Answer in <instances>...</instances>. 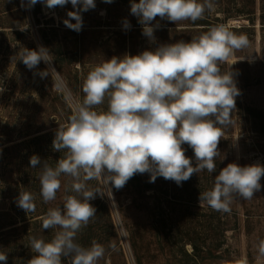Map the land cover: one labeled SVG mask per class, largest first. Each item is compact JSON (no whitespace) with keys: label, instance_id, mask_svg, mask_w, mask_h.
Here are the masks:
<instances>
[{"label":"rangeland","instance_id":"374dc122","mask_svg":"<svg viewBox=\"0 0 264 264\" xmlns=\"http://www.w3.org/2000/svg\"><path fill=\"white\" fill-rule=\"evenodd\" d=\"M212 2L209 18L175 23L156 17L152 24L159 26L154 40H149L142 34L139 18L131 13V0H95L94 9L81 12L79 32L63 23L75 10L70 2L48 9L42 2L28 7L27 0L25 6L21 0H0V88L4 89L0 92V231L11 232L4 238L0 235V251L8 257L0 264H28L33 255L30 237L48 241L54 234L53 229L42 228L43 214L50 207H62L63 197L74 194L66 191L71 178L61 176L56 200L44 203L39 194L40 167L32 168L30 157L38 155L56 165L60 156L52 146L55 132L82 101V84L90 68L114 56L188 42L217 24L249 41L248 47L220 66L224 72L231 66L240 94L235 98L234 122L222 129L217 171L194 173L179 186L163 177L149 182V173L136 174L119 190L102 189L104 195L93 199L96 215L77 233L76 242L85 247L92 241L101 244L105 251L98 264H264V177L251 199L235 196L228 212L201 207L199 202L200 192L213 186L214 176L228 163L264 166V0ZM39 46L53 54L51 67L58 75L41 78L36 73L49 64L41 61L30 70L14 59L21 47ZM43 135L48 136L34 140ZM182 147L195 165L193 150L187 144ZM87 183L95 188L102 181ZM21 190L35 196V211L27 214L17 206Z\"/></svg>","mask_w":264,"mask_h":264},{"label":"clouds","instance_id":"9594fccd","mask_svg":"<svg viewBox=\"0 0 264 264\" xmlns=\"http://www.w3.org/2000/svg\"><path fill=\"white\" fill-rule=\"evenodd\" d=\"M38 2L48 9L70 2L75 10L67 13L63 23L77 32L83 25L81 12L96 6L95 0H27V6ZM21 4L25 6L24 0ZM213 8L212 0H131L130 10L139 18L142 34L154 40L159 26L152 24L156 17L194 22ZM124 26L129 27L127 20ZM248 45L245 35L217 24L188 42L114 56L91 67L83 80L82 101L55 132L52 146L63 157L54 167L38 155L30 157L31 167H40L39 194L44 203L56 200L61 176L71 178L66 191L74 194H66L62 207H50L45 213L42 228L57 230L48 241L30 237L33 255L28 264H63L64 259L69 264H98L104 247L96 241L85 247L76 242V235L96 215L89 201L104 195L102 189L119 190L136 174L149 173V182L163 177L179 186L194 173L216 172L222 129L234 122L232 112L240 94L231 66L227 72L220 66ZM14 59L30 70L41 61L49 64L36 73L41 78L56 72L51 67L53 54L44 46L21 47ZM105 103L106 109L101 108ZM185 144L193 150L195 165L185 155ZM262 177L264 166L260 164L228 163L214 176L213 186L200 192V206L228 212L235 196L251 199L261 189ZM90 180L102 184L92 188L87 183ZM16 203L27 214L35 211V196L29 191L21 190ZM7 258L0 251V261Z\"/></svg>","mask_w":264,"mask_h":264},{"label":"trees","instance_id":"16d2710c","mask_svg":"<svg viewBox=\"0 0 264 264\" xmlns=\"http://www.w3.org/2000/svg\"><path fill=\"white\" fill-rule=\"evenodd\" d=\"M215 4V3H214ZM211 11V10H210ZM210 11H208V10H206L205 11V13H204V16L203 17H205V18H209L210 17ZM205 26H206V24H205ZM254 113V112H253ZM262 122H264V118H262ZM262 133L264 134V124L262 123ZM46 136H48V135H43V136H40V137H38V138H36V139H34V140H40L41 138H44V137H46ZM34 140H31L29 143H32ZM59 153V156H60V158H62L63 157V155H64V153L63 152H58ZM99 201V200H98ZM91 204H92V206H95V203H97V202H94V200L92 199V200H90L89 201ZM99 203V202H98ZM100 204H102V203H100ZM102 205H104V204H102ZM46 213V212H45ZM45 213L43 214V216L45 215ZM41 223H42V221H41ZM38 224V223H37ZM13 226H15V225H13ZM12 226V227H13ZM53 231L55 232V229H53ZM15 232H16V230H15ZM10 235L11 234V232H9V230L8 231H6V232H3V230H1L0 231V235L2 236V238H4L5 236H7V235ZM5 241V240H4ZM5 244H6V242H5ZM194 248H195V254L193 255V256H195V257H197V255H196V252H197V250H198V247L197 246H194ZM63 264H69V261H68V259H64L63 260Z\"/></svg>","mask_w":264,"mask_h":264}]
</instances>
